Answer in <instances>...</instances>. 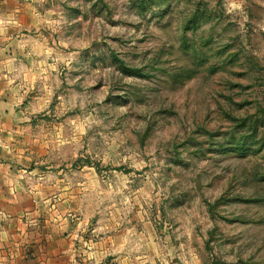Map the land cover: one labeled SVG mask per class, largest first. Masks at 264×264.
<instances>
[{"label": "rangeland", "instance_id": "1", "mask_svg": "<svg viewBox=\"0 0 264 264\" xmlns=\"http://www.w3.org/2000/svg\"><path fill=\"white\" fill-rule=\"evenodd\" d=\"M43 6L21 155L67 264H264V0Z\"/></svg>", "mask_w": 264, "mask_h": 264}, {"label": "crops", "instance_id": "2", "mask_svg": "<svg viewBox=\"0 0 264 264\" xmlns=\"http://www.w3.org/2000/svg\"><path fill=\"white\" fill-rule=\"evenodd\" d=\"M48 24L43 0H0V264H67L81 246L67 240L65 225L52 240L50 213L66 202L51 196V184L34 177L21 155L33 153L26 140L37 102L27 97L34 94L35 74L43 81L50 67Z\"/></svg>", "mask_w": 264, "mask_h": 264}]
</instances>
